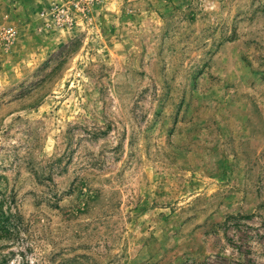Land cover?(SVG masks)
Wrapping results in <instances>:
<instances>
[{
    "label": "rangeland",
    "instance_id": "374dc122",
    "mask_svg": "<svg viewBox=\"0 0 264 264\" xmlns=\"http://www.w3.org/2000/svg\"><path fill=\"white\" fill-rule=\"evenodd\" d=\"M0 264H264V0H0Z\"/></svg>",
    "mask_w": 264,
    "mask_h": 264
}]
</instances>
